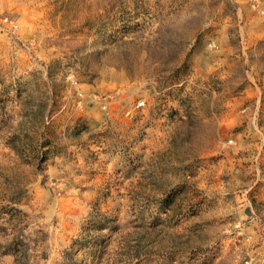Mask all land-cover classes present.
<instances>
[{
    "label": "rangeland",
    "instance_id": "obj_1",
    "mask_svg": "<svg viewBox=\"0 0 264 264\" xmlns=\"http://www.w3.org/2000/svg\"><path fill=\"white\" fill-rule=\"evenodd\" d=\"M0 264H264V0H0Z\"/></svg>",
    "mask_w": 264,
    "mask_h": 264
}]
</instances>
